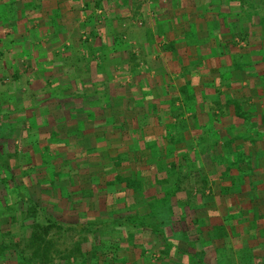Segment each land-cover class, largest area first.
I'll use <instances>...</instances> for the list:
<instances>
[{"label": "rangeland", "instance_id": "374dc122", "mask_svg": "<svg viewBox=\"0 0 264 264\" xmlns=\"http://www.w3.org/2000/svg\"><path fill=\"white\" fill-rule=\"evenodd\" d=\"M51 1L7 0V11H3V16H1L2 12H0V19H8L10 24L14 25L24 23L29 27L27 29L29 35L23 32L20 34V39H23L19 41L22 47L25 40L26 45L30 44V42L32 45H37V39L34 37L36 32L41 27H49L51 19L48 20L49 17L47 16ZM120 1L126 6L123 9L126 13L119 17L121 20L120 25L122 24L121 27L123 29L121 31H125L126 23H129L131 17H133V15L129 14L135 11L137 1ZM250 2L251 8L248 9L247 16H250V21L259 17L261 20L257 24L262 29L256 30L257 24L252 23L245 29L243 24L240 22L236 23L234 27L236 31L231 36L235 44L234 47L238 51L248 47L249 52L248 55L244 52L243 57L242 54L238 53L239 56L236 59L235 66H240L244 62H251L252 64V58L250 61L248 57L250 55L252 57V53L256 54L257 48L261 47L262 44H259V40L255 36L260 37L264 34V0H250ZM190 3H192L194 11L195 9H202V13H205L206 8L200 7L194 0H190ZM252 4L261 5L259 10L261 12H257ZM34 7H37L35 9L36 14L41 9H44L45 13L42 18L45 21H43L42 26L37 25L30 28L28 23L32 25L35 20L33 17L34 13H32ZM171 7L173 8L174 6ZM190 10L193 16L189 15L190 13L185 10L184 13L182 12L176 17L183 20L187 19L193 23L194 16L198 15V13H194L193 9ZM193 26L199 27L200 25L193 24ZM208 27L209 24L205 27L207 31H209ZM33 31L36 32L34 33ZM41 31L44 32L45 30L41 29ZM117 38L121 39V36ZM16 40H19V35L16 39L14 37L7 38L9 44L13 43L15 47L17 45ZM262 42L264 43L263 40ZM116 44H118L119 48L127 51V56L122 61L123 69L128 66L131 67V63L134 65L135 59L131 56L130 50L124 47L122 40L116 41ZM132 50L134 51V47ZM187 52L190 54L188 49ZM191 57L193 56L177 58L176 61L180 69L171 71V82H169L170 84L173 83L172 76H174L173 79H175L176 85L173 84V89L167 90L166 93L162 94V97L166 99L157 107L159 120L164 126L158 132L152 125L151 129L156 132L157 136L149 137V139L147 137L148 140L159 139L155 146L158 145L159 147L162 144L166 146L167 150L165 154H162V157L167 156V159H169L167 163L169 164L170 174L161 181H159L158 177L151 176L153 178L151 183L153 184H147V190L144 191H142L143 181H138L139 189L133 194L123 191V189H118V186H116L113 193V184L106 185V181L101 182L100 180L99 183L97 182L99 180H96L98 187L106 188L109 186V190H105L107 194L104 193L105 196L102 195L100 201H97L95 205L90 203V201L84 200H76L73 205L74 199L79 197V191L82 190L79 181L74 180L76 181L74 183L70 180L69 183L73 184L69 187L66 182H57L55 175L48 177V174L50 170L55 168V165H59L58 170L62 172L60 174V176L62 175L61 179L66 180V176L63 174L70 171L73 163L78 164L81 162L78 160L74 161L73 158L69 157V153L67 156L59 157V152L41 149L43 146L39 143L40 136L46 140L45 136L42 135L46 127H40V125L37 127L38 129L34 128L32 126L33 123L41 121V118L35 120L33 112L26 113L20 107V105L24 106V104L32 105L30 101L35 96L30 88L31 82L26 75L18 71L10 72L16 57L10 60L8 72V67L5 68L4 66L6 63L4 65L1 63L3 55L0 51V160L5 167L8 166L10 168L9 170L0 171V179L2 180L0 182V264H41V259H47L46 261L48 262L53 259L52 261L55 264H98L97 259H101V253L106 251L107 254L104 259H113L115 256L114 259H116L117 264H125L126 259H130V262L126 264H209L207 259L213 258V253L217 254V259H232L228 264H241L233 262L236 259L249 260L245 262H251L250 260L253 259H262L264 250V215L260 214L259 211L264 208V179L260 178L261 181L255 183H238L237 180L235 182L225 181L228 177L230 179L234 178L232 177L234 176V172L231 171L232 167H229L228 164L233 163L227 160L228 166L225 168L218 163V160L220 158L222 160V155H224L221 148L232 149L234 145H237L235 142V140H238L237 136L241 139V135L244 136L246 134V132H241L242 130H237L236 134L233 133L232 125L229 126V123L227 124L228 121L224 118L229 108L227 103L221 101H223L224 95L226 96L225 101H231L235 96L224 93L223 87H217L214 89L215 91L208 89V87L206 89L194 88L193 76L196 72L191 68L192 65L188 64L191 61ZM223 58H226V56H223ZM221 60L223 62L226 61L224 59ZM125 71L127 70H123V72ZM126 76L128 75L124 73L123 78ZM146 77L144 74L143 78L146 79ZM127 84L130 85L129 82ZM141 90L150 94V88L146 83H144ZM210 90L213 91L211 92ZM47 91L53 92L55 89L49 87ZM70 91L71 89L66 87L63 88L62 93L66 95ZM102 91V89H99V94L103 93ZM92 92L94 91L91 90ZM160 92L161 89L156 90V94ZM210 94H216V96L212 98ZM158 97L161 96L159 95ZM141 101L139 98L136 100L137 104H142ZM250 101L251 104L254 103L253 100ZM98 105L100 106L101 104ZM143 106L148 109L146 105ZM204 109L209 110V112L212 111L213 115L217 114V116L223 117L222 122L226 123L223 127L224 130L219 129L218 132L216 129L211 135L208 129L206 133L202 134V132L199 134L200 130L193 131L192 126L189 128V123L196 125L195 117ZM249 113V115L241 118L244 124L246 123L245 129L257 131L261 127L259 123H264V109L261 107L258 111L256 108L251 107ZM244 124L242 126L239 124L238 127L242 128L245 126ZM248 139H245L250 145V152L246 156V171L251 173L252 169H256L255 165L258 164V156L256 157L255 155L262 154L261 152L264 151H258L253 147L254 144L251 139L255 138H252V135L250 136L249 134ZM182 142H184V146ZM138 147V144L133 145L134 149ZM158 147H155L156 150L154 149V151H157ZM211 153L215 155L212 163L210 161ZM102 154L97 151V153L95 152L86 158V162L92 164L87 167L93 171L90 174L95 175L102 172L111 174L110 172L114 169L115 163L106 164L103 168L101 166L99 168L95 167L99 166L97 161L101 159ZM249 154L254 155V157L252 158ZM158 160L155 159V161ZM208 161L210 162L207 163ZM138 164L146 165V161L142 160V163L139 162ZM157 164L158 166L161 165L159 161ZM153 165L152 170L156 168ZM241 171H243V168ZM142 172L144 174H142V179L140 180H145L144 178L149 177L147 169ZM160 173H158V176H160ZM10 174L15 176L13 183L9 181L11 179ZM213 177L217 178L218 181L213 182ZM50 181L56 184V190L59 194L56 192L52 193L55 187L53 188V184ZM161 182L164 185L163 190L167 191L164 196L169 197L168 201H170V197H173L171 201L173 218L170 219V215L168 217V213H164L165 223H167L169 228V230H166L168 233H165V235L160 234L164 230V225L157 218H147L145 227L143 225L135 226L133 222L134 220L137 221L138 216L134 212L129 214L130 211H135L148 202H157L155 200L156 196L153 195L159 194L155 190L159 188L158 185H161ZM12 184H17V187L24 194L38 202L45 214L54 215L59 220H65L69 224L77 223L76 220L85 217L86 220H90L88 223L91 224L85 227L79 226L76 229H67L66 227L61 231L53 229L47 239L54 237V244L45 242L41 249H38L40 242L38 239H34L35 237L31 234L32 230H30L31 218L29 210L25 209L24 204L17 202L18 193L13 187H9ZM86 184L88 185L89 182L86 181ZM170 190H173V195L171 196L168 194ZM217 191L220 196L216 195ZM128 196L130 201L126 200ZM125 201H129V204H123ZM153 207V215H162L157 210L158 206L153 204ZM117 215L118 217H123L124 221H122L123 219L113 221L112 219L118 218ZM139 221H142L141 217ZM230 221H233L231 225H229ZM205 228L208 230L214 229L218 231V234L220 233L217 241L219 240L218 246H224L223 248L217 249L218 246H216L211 253L206 247L203 248L206 244L211 243L210 240L206 239L199 241V234L208 233V231L205 232ZM225 234L226 241L221 236ZM194 237H196L195 240H193ZM229 239L234 241V256L229 249L227 251L225 248ZM51 249L53 250L52 253H50ZM46 250L50 253L49 257L46 255ZM229 256L232 258H227ZM58 259L64 260L59 262ZM250 264H255V262Z\"/></svg>", "mask_w": 264, "mask_h": 264}, {"label": "crops", "instance_id": "0c3cea01", "mask_svg": "<svg viewBox=\"0 0 264 264\" xmlns=\"http://www.w3.org/2000/svg\"><path fill=\"white\" fill-rule=\"evenodd\" d=\"M136 1L135 11L129 14L133 15V17H131L129 23H126L125 31H121L123 29L121 27L122 24L120 25L121 20L119 17L126 13V11H123L126 6L120 0L102 2L98 0H52L47 16L49 17L48 20L51 19L49 27H41L39 31H33L34 33L36 32L34 37L37 39V45H32L31 42L26 45L25 40L23 47L19 42L23 40L20 39V34L23 32L29 35L27 33L28 25L24 23L14 25L10 24L8 19H0V51L3 55L1 63L2 65L6 63L7 65H4L6 68L9 66L10 60L16 57L10 72L18 71L26 75L31 82L30 88L35 96L30 101L32 105L24 104V106L20 105V107L26 113L33 112L35 120L41 118V121L35 122L36 124L33 123L32 126L34 128L40 125V127H46V129L43 128L44 134H42L46 140L40 136L39 143L43 146L41 149L59 152V157L67 156L70 151H77L75 156L72 157L73 160L80 161L81 167L87 168L91 166L92 164L86 162V158L95 152H87H92V149H95L96 153L97 151H105L103 147L106 143H103L102 137L93 138L92 144L81 142L82 146L76 148L71 142H67L60 136L56 140H53L54 138H50V136L60 135V133L65 134L73 130H78L85 137L95 134V131L103 134L105 128L107 129V125L99 122L98 117L103 114L101 110L107 106L108 94L115 95L116 90L128 87L127 82L130 85L139 82L137 84H141L142 87L144 83L148 84L149 82L154 83L155 87L166 86L167 83L171 82V71L180 69L176 61L177 58L187 54V47L181 31L189 25L197 24L200 27L203 26L197 36L198 47L193 49V51L190 50L191 47L188 49L190 53L195 55L193 59L197 60L196 64L193 65V71L196 72L193 77L194 88L206 89L208 87V89L214 90L217 87H223L224 93L234 95L235 97L231 101H225V95L223 101H221L227 103L229 108L224 118L228 121L227 124L229 123V126L232 125L233 133L236 134L237 130L246 132L244 136L240 134L241 139L237 136L238 140H235L237 145H234L232 149L221 148L224 155H222V160H220L221 158L218 160L219 165L222 164L225 168L229 164V167H232L231 171L234 172V176H232L234 178L230 179L228 177L225 181L235 182L237 180L238 183H255L261 181L260 178L264 179V152L255 155L256 157L258 156V164L255 167L259 171L257 173H254V169H252L251 173L246 171V156L250 152V145L246 140L249 134L250 136L252 135V138H255L251 139L254 144L253 147L258 151H264V123H259L261 127L257 131H248L245 129L246 123L244 124L243 119H241L243 116L250 114L249 110L251 107L256 108L258 111L261 107L264 109V43L262 42V40L264 41V34L260 37L255 36L259 40V44H262L261 47L257 48L256 54L252 53V57L251 55L248 57L250 61L252 58V64L251 62H244L240 66H235L236 59L239 54H242L243 57L244 52L248 55L249 48H243L241 51L236 50L231 38L232 33L236 31L234 29L236 23L240 22L247 29L250 23L257 24L261 20L259 17L252 21L249 20L250 16H247V14L248 9L251 8L250 0H194L198 3L197 5L206 8L205 13H202V9H195L194 11L190 0ZM252 5L257 12H261L259 11L261 5ZM7 6V0H0L1 16H3L4 10L7 11ZM171 6L174 7L172 8ZM36 8L32 9L35 20L32 25L28 23L30 28L37 25L42 26L43 21H45L42 18L45 13L44 9H41L36 14ZM190 9H193L194 13H198V15L194 16L193 23L187 19L183 20L176 17L180 13H184L185 10L189 13L192 12ZM189 15L193 16V13ZM207 24H209V31L205 28ZM255 28L256 30L262 29L258 24ZM41 29L45 31L42 32ZM241 32L243 31L241 30ZM18 35L17 45L15 47L13 43H10L12 47L7 38L14 37L16 39ZM118 36H121V39L117 38ZM120 40H122L124 47L130 50L131 56L135 59L134 65L131 63V67L128 66L125 69H123L122 61L126 58L127 51L119 48L118 44H116V41ZM133 47L134 51L132 50ZM223 56H226V58H223ZM221 59L226 61L223 62ZM123 70L127 71L123 72ZM7 71L9 72V67ZM124 73L128 75L125 78H123ZM144 74L147 76L146 79L143 78ZM173 77L172 84H175ZM49 87L55 89V91L48 92L47 89ZM66 87L70 88L71 91L64 95L62 91ZM99 89H102L103 93L99 94ZM91 90L94 92L91 93ZM213 90L210 91L212 92ZM210 96L214 98L216 94H210ZM250 100H253L254 103L251 104ZM98 104L104 105V107ZM242 109L245 111L243 112ZM247 109L249 110L246 111ZM198 114L195 117L196 125L194 126L193 123L188 124L190 125L189 128L192 126L193 131L200 130L199 134L202 132L204 134L208 129L212 135L214 130L217 129L219 132V129H224L223 127L226 123L222 122L223 117H219L217 114L213 115L212 111L209 112L206 109ZM85 117H87L86 120L89 123H83ZM216 119H219V121ZM51 124L54 129L50 128ZM239 124L241 126L244 124L245 126L239 128ZM98 135L101 134L99 133ZM153 140L157 141L159 139L153 138ZM115 143H111V145L117 147L118 145ZM182 144L184 146V142ZM155 147H158V145L154 146V149ZM250 156L254 157V155ZM227 160L233 164H227ZM236 161L237 163H235ZM97 162L99 166L95 167L98 168L100 166L103 168L106 164L115 163L114 169L110 172L111 174L102 172L106 177L120 172L117 165L122 162L116 163L113 159H103L102 157ZM73 166H75L74 163ZM153 166L156 168L152 170V166L147 163L146 165H141L128 162L124 166H120V168L129 169L133 177L140 179H142V174H144L142 171L147 169L149 177L144 178L145 180H140V182L143 181L144 183L147 181L149 184H153L151 183L153 181L151 176H156L161 181L170 174L169 172L164 175V171L167 169L170 171L168 163L160 166L154 163ZM242 168L243 171H241ZM158 171L161 172L160 176H158ZM122 176H125V172H122ZM217 181V178L213 177V182ZM116 186H118V189H123V191H127L130 194L135 192L132 189H128L124 182H117L112 186L114 188L113 193ZM107 189L109 190V186L103 187L104 193L107 192L105 191ZM161 195L163 194L161 193ZM216 195L220 196V193L217 191ZM153 196L158 198L160 193ZM126 200H129V196ZM129 201H125L123 204L128 205ZM259 212L264 215V208ZM231 222L233 221H230L229 225L232 224ZM206 231L208 233L204 235L199 234V241L203 239L210 240L211 243L206 244L203 248L206 247L211 253L212 249L218 246L219 240L217 241V238L220 233L218 234V231L214 229L208 230L205 228ZM221 236L225 241L227 240L226 234ZM233 242V239H229L225 248L227 251L229 249L234 256L233 250L235 247ZM223 247L218 246L217 249ZM212 256L213 258L207 259L209 264H228L232 261V259H217V254L215 253ZM262 256V259L250 261L255 262V264H264V250ZM227 258L232 257L229 256ZM245 261L249 260L236 259L233 262L242 264ZM251 262H245L244 264H250Z\"/></svg>", "mask_w": 264, "mask_h": 264}, {"label": "trees", "instance_id": "16d2710c", "mask_svg": "<svg viewBox=\"0 0 264 264\" xmlns=\"http://www.w3.org/2000/svg\"><path fill=\"white\" fill-rule=\"evenodd\" d=\"M200 29H202V27L189 25L187 28L181 31V34L183 35L182 38L184 39V43L186 44L187 49H190L191 47L190 50L193 51V49L198 47V41H197L198 37L197 36L199 35V31L201 32ZM192 35L193 37H191ZM190 55H192L193 57L195 56L193 53L188 54L187 52V54H184L181 57L186 58ZM193 57H191V61L190 63H188L189 65L190 64L192 65L191 68H193V65L196 64L195 62H197V60L193 59ZM187 77L190 79L189 76ZM137 83L139 82H136L134 85L131 84L126 88H122L121 90H116L115 95L108 94L109 97L107 98L108 100L107 106H105L104 109L101 110L103 114H101L100 117H98L99 118L98 120H100L99 122L107 125V129L105 128V131L103 134L99 131H95V134L85 137V135L82 133H79L78 130L71 131L72 135H71V132H66L65 134L60 133V135L51 134L52 136H50V138H55L54 140H56L58 139L57 137L60 136V138L66 140L67 142H71L76 148L81 147L82 143L86 144V142H88L89 144H92V139L97 136L102 137L103 143H106V145H104L103 147L105 151H100L101 154L103 153L102 158L103 159L105 158L113 159L116 163L122 162L119 165H117L120 172L114 175H111L112 177L111 176L106 177L104 176L103 173L92 175L90 174V172H93V171L90 168L81 167L79 163L74 164L75 166H73L68 173H65L66 175L63 174L64 176H66V180L61 179L62 175L60 176V174L62 172L58 170L59 165H55L54 166L55 168L50 170L48 177H51V176L53 177L55 175L56 176L55 178H57V182H60V183L66 182L69 187H71L73 184V183L71 184L69 183L70 180H72V182L74 183H76V181L77 182L79 181V184H81L82 186V190L79 191L80 195L78 198L74 199L73 205L76 200L90 201V203H92L93 205H95L97 201H100L101 196L104 195L103 187H100V186L98 187L97 185L98 184L97 182L100 183V180L101 182L106 181L107 184H116L117 182H124L125 186L128 189H132L133 191L136 192L140 186L138 183V181L140 182V178H137L135 176L133 177L129 169L120 168V166H124L128 162H135L137 164L139 162L142 163V160H145L146 163L149 164L150 166H152L156 162L158 163V161L161 163V165L167 164L169 160L167 159L168 157L167 156L162 157V154H165L167 150L166 146L162 144V146L158 147L157 151H154V146L156 145L157 141L153 139H150V140L148 139L149 137H153L156 135L155 132L152 131L151 129L152 125H153V128H156L158 132L160 129H162V126H164L163 123H161V121L159 120L157 107L164 101V99H166L162 97L163 96L162 94L166 93L167 90L173 89L174 86H172L173 84L167 83L166 86H163L164 88L155 87L154 83L149 82L146 85L150 88V94H151L150 95L149 93L141 90L142 85L141 84L139 85ZM159 89H161V92L159 94H156V90H159ZM159 95L161 97H158ZM138 98L139 100H142L141 101L142 104H139V103L137 104L136 100H138ZM149 101H152V102H149ZM143 105H146L148 109H146ZM89 116H93V115H89ZM86 119L87 117L83 119L84 120L83 123H89ZM216 120L219 121V119H216ZM50 128L51 129L53 128L52 124ZM99 133L101 135H98ZM111 143H115L118 146L113 147ZM134 144H138L139 147L134 149L133 148ZM69 147L71 148L70 145ZM92 150H93L92 152H87V153L96 152L95 149H92ZM76 152L77 151H70L69 157L71 158L74 157ZM210 157H211L210 161L212 163L214 161L213 158L215 157V155L211 153ZM155 159H159V160L155 162ZM210 161H208L207 163H209ZM6 169L9 170L10 168L8 166L5 167L2 161L0 160V171L6 170ZM64 169L68 170L66 168ZM161 171H162V167H161ZM258 171L259 170L254 169V173H257ZM122 172H125V176H122ZM168 173H169L168 169L164 171V175H167ZM10 175H11V179H9V181L10 183H13V181H15L14 180L15 176L13 174H10ZM96 180H99V181L96 182ZM86 181L89 182L88 185L86 184ZM0 182H2L1 179H0ZM52 184H53V188L55 187L52 193L56 192L57 194H59V192L56 190V184L54 183ZM147 184H149V182L147 181L143 183L142 191L147 190ZM12 185H10L9 187H13L16 190V193H18L17 202L18 203L21 202L22 204H24L25 209L29 210L30 218H31L30 230H32L31 234L33 237H35L34 239H38V241L40 242L38 244V249H41V246L45 242L54 244V239H53L54 237L47 239V236H49L50 232L53 229H55L56 231H61L62 229H65L66 227L67 229L69 228L76 229L79 226L85 227L86 225L91 224V223H88L90 220L89 221L86 220L85 217H83L82 219H79L80 221L76 220L77 223L69 224L65 220L64 221L59 220L58 217L54 215L52 216V215H49L48 213L45 214L43 212L42 207L40 206L38 202H36L32 198H29L27 194H24L17 187L18 186L17 184L13 186ZM158 187L159 188L155 190L160 193V196L158 198H155L157 202H154V203L148 202L147 204H144L140 208L136 209L135 211L134 210L130 211L129 214L132 212L137 214L138 216L137 221L134 220L133 222L135 226L143 225L145 227L146 226L145 220L147 218L148 219L157 218L164 225L163 227L164 230L160 234L165 235V233H168L166 232V230H169V228L167 227L168 226L167 223H165L164 213H168V217L170 215V219L173 218L172 217L173 214H171V206H172L171 201L173 197H170V201H168L169 197H167L166 195L164 196V194H166L167 191L163 190L164 185H162V182H161V185H158ZM173 190L168 191L169 196L173 195L172 194ZM161 193L163 195H161ZM153 204L159 207L157 210H159L160 211L159 214H162V215L160 216L153 215V211H154ZM140 217L142 221H139ZM122 219L123 217H118L117 219H112V220L119 221ZM122 221H124V219ZM52 249L50 253H52L53 251ZM106 252L101 253V259H97L98 264H103V262H105V264H117L116 259H114L115 256L114 258L111 256L113 259H108V258L104 259L105 255L107 254ZM46 253H47L46 254L47 257H49L50 256L49 251H47ZM60 258H64V257H60ZM46 260L47 259H41V264H55L52 261L53 259L50 262ZM58 260L59 262H62L64 259H58ZM124 260H122V262H124ZM126 260L124 262L125 264L130 262V259H126Z\"/></svg>", "mask_w": 264, "mask_h": 264}]
</instances>
